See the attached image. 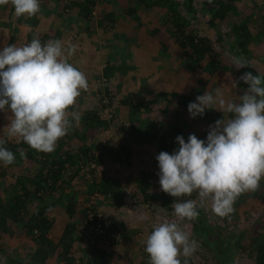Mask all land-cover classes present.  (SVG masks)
<instances>
[{"label":"trees","instance_id":"obj_1","mask_svg":"<svg viewBox=\"0 0 264 264\" xmlns=\"http://www.w3.org/2000/svg\"><path fill=\"white\" fill-rule=\"evenodd\" d=\"M95 1L67 2L66 7L70 9L75 8L78 15L88 22ZM137 1L143 3L147 8H163L168 13L166 24H169L172 28L169 36L180 49L179 52L176 51L172 54L174 58H178L181 68L185 72L178 88L190 87V90L195 92L206 88L205 84H211L210 79L213 75L220 71L228 70L225 62L226 58L232 59L235 54L248 55L247 44L249 42L254 47L251 51L253 59L250 62L256 67L251 73L253 75H264V11L258 14V17L260 16V21L258 22L254 16L255 14H251L255 4L253 5L252 3L247 6L246 18L250 23L262 25L263 33L258 34L260 30H257V34L253 35L249 31L248 26L243 23V19L238 24L235 22L230 23V31L227 34L228 38H230V41H228L229 51H223L228 57L220 58V56L215 55L210 40L199 33L191 24L195 22L193 15L196 13L193 7V0H178V2L175 0ZM238 2L240 0H212V3L209 4L208 0H203L200 12L204 11L205 14H211L212 18L219 22H227L230 18L238 15ZM241 9H244L243 6ZM128 10L132 14L133 7H130ZM181 10L186 13V17L182 16ZM104 17V21L108 20L106 14ZM98 24H101V21ZM107 25L110 24L108 23ZM33 38V32L29 31L26 34L25 44L30 43ZM39 39L42 43H46L49 40H54V37L50 33H45ZM215 42H226V38L221 39L218 36ZM196 69L207 78L206 82L200 85L201 80H198L192 85H187L189 80L185 78V75H191ZM121 71V67H116L111 73L122 74L123 72ZM243 85L245 87L242 90L248 87L245 84ZM188 92L193 93L192 91ZM143 93L139 95L138 93H131L130 96L128 95L123 100L116 101L114 99L113 101L114 94L108 85L104 93L109 98L108 102L103 104L101 100L98 110H86L81 113L79 124L70 129L69 133L58 141L56 149L52 153L37 152L23 142L8 141L6 143L5 147L15 154L16 160L33 164L34 170L29 175L16 174L13 170L14 164L5 167L0 163V264H46L47 260L54 256L62 264H107L108 257L110 255L113 256L116 225L113 222L106 223L105 219L101 217L105 223V234L102 237L92 236L90 240L86 239L80 233L79 226L81 222L86 221V211L88 210L84 207L79 212L76 211V193L71 191L66 196L65 203L62 205L65 222L59 238L56 242H53L48 237L53 224V218L49 216L48 211L50 208L57 206V202H43V199L44 197L51 196L53 193H57V191H63L66 183L69 184L74 177H83L86 173L94 177L87 185V196H97L98 198H107L108 196L113 198L118 195V192L124 191L127 185L121 183V177L107 174L108 166L112 164H128L130 160L129 143L136 145L141 150H148L154 147L158 152L172 154L174 151H168L165 144L162 143L165 138L173 136L172 139L176 140L177 136H183L185 142H187L191 134L188 133L185 125L186 120L179 124V117L175 114L174 117L177 120H175L172 132H164L163 136L159 130L161 128L158 129L160 126L156 121L151 119L152 111H159L156 107L158 98L161 99L166 93H148V91H144ZM172 96L175 98L174 104L179 106L182 112L188 109L190 102H195V97L193 101L190 100L191 94L187 96L174 92ZM114 102H119L117 104L120 107L124 106L127 111L125 122L121 123L117 129V132L121 133V141L123 143H114L110 137L104 138L103 142H101L97 140L96 135L112 129L113 120L115 121L116 118V113H114V105L116 103L113 104ZM117 104L116 106H118ZM165 106L167 107V105ZM214 113L212 110H206L203 117L197 116L203 130H208L209 122L217 121L214 120L217 113L213 115ZM226 115L229 116V114ZM188 117L190 118V115ZM205 133L204 131L201 133L203 136L199 133H195V135L198 139L206 141L207 133ZM155 139H157L158 145L152 146L151 142ZM88 141L90 145H87ZM17 149H24L26 158L22 159ZM90 151H95L96 154L93 155ZM90 161L95 162V165L103 166L104 169L98 171L100 172L99 176L94 171L95 165L90 167ZM66 169H68V174L64 175ZM156 176L152 173H143L135 178V189L131 191L130 195L133 198L139 197L142 204L152 206L156 202L153 195L158 193V206L169 210V205L173 204L176 198L161 191L159 185L152 184L153 180L151 181V179H155ZM157 181L159 182V179ZM263 182L264 179L260 181L259 190H264ZM149 186H153L154 193L147 190ZM243 196L246 197L245 194ZM195 197L197 198V194L193 193L192 197H182L179 199L187 200ZM197 211L199 212L198 223L194 225V228L199 231V235L203 239L211 242L215 264H227L223 263L222 260L227 258V252H232L235 249L241 255L252 253L255 259L254 263L252 262L251 264H264V208H260L258 215H255V217L250 215L252 212L250 209L248 210L250 214L246 215V219L249 218L247 226L242 228L237 234L228 235L227 238H229L230 244H227L229 247L226 248L221 246V243H224L225 240L216 228L218 227L219 230L220 228H224L227 225V219L220 217L222 223L220 222L219 224L218 222L215 225L208 220L206 213L200 209H197ZM236 222L237 220L232 222V224ZM256 225L261 226L254 234V237L247 236V230ZM14 236H17L21 244L24 245L23 253H19L16 249L13 250L12 248L5 249V244L3 245L2 240H11ZM74 246L80 251L81 257L74 258ZM218 246L222 250H219ZM181 262L183 264V260ZM188 264H190L189 261ZM246 264H250V261L246 260Z\"/></svg>","mask_w":264,"mask_h":264},{"label":"clouds","instance_id":"obj_2","mask_svg":"<svg viewBox=\"0 0 264 264\" xmlns=\"http://www.w3.org/2000/svg\"><path fill=\"white\" fill-rule=\"evenodd\" d=\"M9 4L14 18L33 17L40 11L39 0H0V6ZM76 51L75 44L65 47L59 39L42 43L38 35L23 46L0 49V111L8 120L3 129L7 139L0 136V163L5 167L15 163V154L5 147L8 140L52 153L74 123L79 124V112L69 110L87 90L88 80L69 62ZM232 66L246 68L247 61L234 56ZM241 81L248 87L238 101L226 99L218 87L215 94L206 91L189 103L192 119L203 117L206 110L229 114L209 126L206 141L195 134L187 142L177 136V150L156 156L160 189L176 198L171 205L175 220L155 226L147 237L149 264H182L181 256L183 264H188L197 250V241L177 223L198 218L197 201L179 198L196 193L199 208L210 202L216 216L230 218L242 194L259 190L264 179V77L245 72L235 85ZM17 151L26 158L24 149Z\"/></svg>","mask_w":264,"mask_h":264},{"label":"crops","instance_id":"obj_3","mask_svg":"<svg viewBox=\"0 0 264 264\" xmlns=\"http://www.w3.org/2000/svg\"><path fill=\"white\" fill-rule=\"evenodd\" d=\"M73 1L81 2L83 0H39L41 5V13L50 11L49 17L51 20L42 18L40 15L41 13L36 14L33 17L22 16L20 18H14L13 6H0V49L11 44H15L18 47L23 46L26 41V34L29 31L42 35L45 33H50L54 39L62 40L65 47H67L69 44L77 45V51L70 58L69 62L81 72H83L87 77L88 88L86 91L81 92L80 97H78L76 101L75 107L70 109V112L77 111L79 114H81L86 110H98L100 101L102 100L103 96H105V89L108 87V85L114 94V98H112L113 101L114 99L116 101L123 100L127 98L128 95L130 96L131 93H138L139 95L144 91H148V93L163 94L172 91L173 93L177 92L178 94H184L187 96L188 94L192 95L191 92H188L191 89L190 87L178 88L179 84H177V81H175V79L179 76L183 77L185 72L181 68L178 58H174L172 54L176 51L179 52L180 49L173 43L172 38L167 36L165 33V30H168L166 24V15H163V19L160 24V26H162L159 28L152 27L151 24L149 27L146 26L147 23L143 19H140V21L134 23V11L135 13L147 12V15H142L145 16V19L147 18L149 20L155 11L161 10L160 8H147L143 5V3L136 0H96L90 13L89 21L87 22L78 15V12L75 8L70 9L66 7L67 2ZM57 2H60V4H57ZM254 2L255 1L252 0H240V2L237 4L239 8L237 9V11H239L237 18L241 19L243 16L241 17L239 14L244 9H246L248 5ZM242 6L244 9H241ZM130 7H133L132 14L128 12ZM263 11L264 9L259 11V13H262ZM105 14L108 19L106 21H104ZM40 20H42L43 23ZM99 21H101V24H98ZM108 23L110 25H107ZM117 51H125L126 57L122 62L117 60V63L113 64V61L116 60L113 53ZM251 51L252 50L248 51L250 60L252 56ZM225 62L228 67L232 66L230 62ZM155 63V66H158L157 72L153 71ZM116 67H121V72L123 73H111V71L115 70ZM146 73H148L147 78L145 77ZM198 74H200V72L196 69L195 72L191 73V75H185V78L190 82H187V85H192L194 82H197L198 78H196V76H198ZM110 78H112V80H110ZM205 82L206 81H203V83ZM207 86L208 84H205V92L208 91L215 94L214 85L211 83L208 87ZM222 91L224 92L225 98L232 101H238L239 96L242 93L238 87H236L234 90L222 89ZM160 101L156 105L159 111H152L151 119L157 122V124L160 126L158 129L161 128L159 130L164 136V132H172L175 120H177L173 113H175V110H178L176 108L179 106L173 102L170 104L167 103L166 107L163 102ZM115 103L117 104L119 102H114L113 104ZM116 104L114 105V113H116V118L115 121L113 120L112 129H109L112 131L110 136H114V142H117L118 139L121 140L122 138L121 133L119 131L118 133L117 129L121 123L125 122L127 113L124 106L120 107L118 104V106H116ZM8 114L10 115V113ZM187 114L190 115L189 112ZM188 115L184 113L183 117L179 116V119L186 120L185 125L187 127L188 133L195 134L202 132V127L198 122V118L196 117L193 120L189 118ZM186 117L188 118L186 119ZM224 118L227 119L229 116L225 115ZM7 124L8 120L6 119L5 113L0 111V129L3 130ZM214 124L215 122H209V126ZM76 125L77 124L74 123V126ZM110 131L107 130L96 135L97 140L103 142L105 134L110 133ZM172 137H167L162 142L165 144V147L168 151H175L178 147H175L176 144L173 143ZM120 143L123 142L121 141ZM87 145H90L89 141ZM151 145L157 146V139L152 140ZM128 151L131 154V160L128 161L127 169L131 175L129 173L128 174L132 176L133 180H135L141 171H139L138 174L136 173L138 171L134 168L135 161L133 156H138V152L140 153L142 150L136 145L129 143ZM90 153L93 155L96 154L95 151H90ZM145 153H152L156 159V156L159 155L160 152L156 151L155 148L152 147L148 149V152H144V154ZM94 163L90 161V167H93L95 165ZM97 169H100V166L95 165L94 171H99ZM65 171L64 172L67 175V169ZM134 172L136 174H134ZM87 176L92 175L86 173L83 177L76 176L72 182L76 184L78 182L76 179L85 180V177ZM115 177L117 176L115 175ZM261 191L262 189L258 190V192ZM255 194L258 195L257 191ZM105 199L106 198H103V200L100 202V200L97 198L99 203L96 204V206H99L96 207L97 211H106L108 207L106 204L109 203H107L108 200L105 201ZM107 199H109L108 196ZM258 202L263 203L264 201H262V198L261 201L258 198L256 203ZM249 204L251 205V203ZM239 205H242V203ZM243 205H246V203ZM240 207H238V212H240L239 215H241L242 212ZM248 210L249 207H247L246 211ZM251 212L252 214L254 213L253 211ZM110 257L114 258V256L110 255L107 259V264L111 263L108 262V260H113L109 259ZM50 261H54L53 264H60V261L57 258L54 260L48 259L46 264H49ZM115 264L117 263L115 262Z\"/></svg>","mask_w":264,"mask_h":264},{"label":"rangeland","instance_id":"obj_4","mask_svg":"<svg viewBox=\"0 0 264 264\" xmlns=\"http://www.w3.org/2000/svg\"><path fill=\"white\" fill-rule=\"evenodd\" d=\"M137 1V0H136ZM176 2H178V0H175ZM202 1L203 0H193V5L194 8L196 10V13L193 15L195 22L191 23L192 26L201 34H203L204 36H206L209 40L210 43L213 45L214 48V53L216 56H220V58H226V56L228 57V55L222 53L223 51H229V45H228V41H230V38H228L227 34L230 31V23H241L242 19H243V23H245L248 28L249 31L251 33H253V35H256L257 30H260V32L258 34H262L263 32V26L262 25H256L254 23H250V21L246 18V13L248 11V7H246V9H244L239 15H241V19L237 18V16H234L232 18H230V20H227V22H219L216 19H213L211 14L209 13H204V11L201 13L200 9L202 7ZM246 1V0H244ZM250 1V0H247ZM255 1L253 4H255V9H253L252 11V15L255 14V18L256 20L259 22V17H258V13L259 11H261L262 9H264V0H252ZM57 4H60V2H57ZM11 5V4H9ZM12 6V5H11ZM2 7H7L6 6H2ZM41 7V5H40ZM161 10L159 11H155L152 16L150 17V19L148 20L147 18L145 19L142 14L147 15V12L144 13H133V17H134V23L140 21V19L145 20V22L147 23L146 26L149 27V25L151 24L152 27H156L159 28L161 27L160 24L162 22L163 19V15H166V17L168 16V13L165 9L160 8ZM182 11V10H181ZM41 11H39L37 14H40ZM119 13V12H118ZM50 11H45L42 12L40 15L42 18H47L48 20H51L49 17ZM119 16V15H118ZM122 16V15H120ZM182 16L186 17V13L182 11ZM42 23L43 21L40 20ZM212 23V24H210ZM234 23V24H235ZM167 28L168 30H165V33L167 36H169V31L171 32L172 28L170 27L169 24H167ZM34 33V32H33ZM148 33V32H147ZM34 35H38V37H40L42 34H36L34 33ZM220 37L221 39L226 38V42H222V43H216L215 39L217 37ZM260 37H262L260 35ZM171 38V37H170ZM247 48L248 51L252 50L254 47L252 46L251 42H249L247 44ZM262 54V53H260ZM113 55L115 56V61H113V64L117 63V60L119 62H122L125 57H126V52L125 51H117L115 53H113ZM230 55V54H229ZM234 55V54H233ZM234 56H242L240 54H235ZM243 57L245 58V60L247 61V67L246 68H242V69H234V66H229L228 70L225 71H220L217 74L213 75V77L210 79L211 83L214 85V89H216L217 87L222 88L223 90H228V89H236V87L239 88V90L241 91L243 87H245L243 84V82H239L237 84V86L235 85V83L237 81H239V77L241 75H243L246 71L247 72H252L254 71L255 67L253 65V63H251L250 60V56L249 55H243ZM251 59L252 56H251ZM227 62H230L232 65V59L231 58H226ZM249 64V65H248ZM156 63L154 64V70L157 72V68L158 66H155ZM229 65V64H228ZM237 70V71H236ZM255 75V74H254ZM146 78L148 77V73H146ZM262 77H264V75H262ZM196 78H198V80H201L200 85H202L203 81H206L207 78H204V75L200 72V74H198V76H196ZM182 77L179 76L178 78L175 79V81H177V84H180ZM110 80H112V78H110ZM213 81V82H212ZM190 83V82H189ZM242 84V86H241ZM210 84H208L209 86ZM233 86V87H232ZM232 87V88H230ZM205 89L206 88H202L201 90H199L198 92H195L193 90L192 91V95L190 97V100L193 101L194 97L196 100L197 96L203 95V93H205ZM244 90V89H243ZM240 91H238L239 93H241ZM172 91L167 92L162 98L161 101L158 98V102H163L164 105H166L167 103H173L175 102V98H173L172 96ZM198 93V94H197ZM242 94V93H241ZM177 107V106H175ZM173 113V115H177V117L179 116H184V113L186 115H188V109L184 110L183 112H181L180 107H177ZM213 112L217 113L215 115V113L213 115H215L214 120H220L223 119V115L225 116L226 114L221 113L220 111L217 110H212ZM84 112V111H83ZM82 112V113H83ZM181 112V113H180ZM178 123L180 124L181 122L185 121V119H178ZM120 127V126H119ZM110 131V130H108ZM202 132H198L201 136H203V131L206 132L208 134L207 131L209 130H203L201 128ZM111 132L108 134H105L104 138H108L110 137V139H112V141L114 142L113 138L114 136H110ZM205 133V134H206ZM115 135V134H114ZM0 136H3L5 139H7L5 132H3V130L0 129ZM8 141H13V142H17L16 139H12V140H8ZM118 143L121 142L120 139L117 140ZM114 142V143H117ZM173 143L176 144V146L179 147V145L177 144L176 140L173 139ZM144 152H148V150H142L140 151V153L138 152V156L134 155V168L138 171L136 172L137 174L139 173V171H141L139 173V176L144 174H153V175H157L155 177V179H151L152 184L154 183L155 185H159V182L157 181L159 178L158 176V172H159V167H158V161L154 158V156L152 155V153H145ZM130 160H131V154H130ZM129 160V161H130ZM17 165H16V164ZM15 163L13 170L14 173L16 174H24V175H29L30 173L33 172L34 169V165L31 163H28L26 161H18L16 160L15 157ZM104 168L102 165H100V169H97L99 171H102ZM68 170V169H67ZM107 174L109 175H113V176H119L121 177V183H123V185H127L126 188H124V191H120L118 192L116 196L112 197H108L109 199H105V201L108 200L106 204L108 205L106 211L102 212L101 211H97L96 204L98 203V200H100V202L103 200V198H98L96 195V197H89V195L87 196L86 194V188L87 185L92 181L91 179H94V177L92 176H87L85 177V180L83 179H76V181L78 180V182L76 183L77 185H74V182H69L66 183L64 190L63 191H57V193H53L51 196L48 197H44L43 202H57V206L50 208L49 210V216L51 218H53V224L52 227L48 233V237L53 241L56 242L57 239L59 238V234L61 233L62 230V226L65 222V217L63 214V208L62 205L65 203V199L66 196L69 194V192L74 191L76 193V211H80L82 208L85 207L86 210H90L96 214L101 215V217H103L105 219L106 223H111L113 222L116 225V230H115V245L113 247V256L114 258L110 257L109 259H113L111 261L108 260V262H111L110 264H115V262L117 264H149V256L145 251L146 248V240L147 237L151 234V232L153 231L154 227L159 225L162 222L165 221H173L175 220V217L173 216V209H172V204L169 205V210L168 209H164L161 208L160 206H158V202H159V194L155 193L153 195L154 199L156 200L155 204H153L152 206H147L142 204V202H140V198H133L130 194L132 193L131 191H133L134 188V184H135V180H133L132 176H130V172L127 169V165H117V164H112L110 166H108V170H107ZM66 172V171H65ZM64 172V175L66 174ZM134 172V174H136ZM130 175H129V174ZM133 174V175H134ZM96 175L99 176L100 172L96 171ZM9 176V175H8ZM138 177V176H137ZM128 178V179H126ZM135 178V177H134ZM152 178V177H151ZM132 179V180H131ZM131 180V182H130ZM7 184V183H5ZM74 185L73 189L72 186ZM264 185V182H263ZM153 186H149L147 190L149 191H153ZM160 188V187H159ZM67 189V190H66ZM160 192V191H159ZM254 192H248L245 193V195H247L246 197L243 196V194L237 199L236 203L234 204V208H235V212L233 214H231L230 218H226V224L224 228H220V230L218 229V227L216 228L217 231L220 233V235L222 236V238L225 240L224 243H221V246H223L224 248L229 247L230 244V240L228 237V235H233V234H237L242 228H245L247 226V222L248 219H246V215L250 214L248 211H246L247 207H249V209L251 211H253V214H250L252 216L255 217V215L257 216L259 213V209L264 207V202L262 203H256L258 198L261 201V197L263 195V199L262 201H264V190H262L261 192H258V195H254ZM93 197V198H92ZM96 198V199H95ZM98 198V200H97ZM250 198V199H249ZM193 200L197 201V209L202 210L204 213H206V216L208 217V220L210 222H213L215 225L220 224V222L222 223L220 217L216 216L212 211H211V203L209 202L207 204V206L205 208H199V201H198V196L197 198H193ZM242 205H239L241 204ZM246 205H243L245 204ZM251 203V205L249 204ZM101 205V204H100ZM241 206V207H240ZM238 207H240L241 209V215H239L240 212H238ZM244 209V210H243ZM241 216V217H240ZM76 217V216H75ZM74 217V219H75ZM219 220V221H218ZM237 220V222L235 224H232V222H235ZM177 223H180L181 228L187 232L190 236V239H193L195 241H197V250L196 252L188 259V261L190 262V264H215L214 263V258H213V247L211 245V242L208 240L203 239L200 235H199V231L197 229L194 228V225H196L198 223L197 219L194 221H184V222H179L177 221ZM262 225V224H261ZM261 225H256L255 227L251 228L250 230H247L246 235L247 236H251L254 237V234L256 233V231L260 228ZM224 226V225H223ZM57 235V236H55ZM1 238V237H0ZM3 245L5 247V249H9L12 248L13 250H17L19 253H23V249H24V245L21 244L19 238L17 236H14L11 240H7V239H3ZM25 243H27V241H25ZM24 243V244H25ZM28 244V243H27ZM220 246V244H219ZM218 246V248H219ZM75 248V253H74V258H79L81 257V253L80 251L77 250V247L74 246ZM219 250H222L221 248H219ZM227 258L223 259V263H227V264H246V260L250 261V264L254 261V255L252 253H249L247 255H241V253H239V251L237 249H235L232 252H227L226 253ZM56 259L55 256L52 257L50 260H54ZM181 261L184 260L185 258L183 256L180 257ZM130 263H129V262ZM54 261H50L49 264H53ZM254 263V262H253ZM62 264V263H60ZM109 264V263H108Z\"/></svg>","mask_w":264,"mask_h":264},{"label":"built area","instance_id":"obj_5","mask_svg":"<svg viewBox=\"0 0 264 264\" xmlns=\"http://www.w3.org/2000/svg\"><path fill=\"white\" fill-rule=\"evenodd\" d=\"M109 98L103 96L102 103L106 104ZM106 112V111H105ZM103 118V116H101ZM79 226L80 233L88 240L94 237H102L104 232L105 223L99 214L90 210L86 211V221L81 222Z\"/></svg>","mask_w":264,"mask_h":264}]
</instances>
